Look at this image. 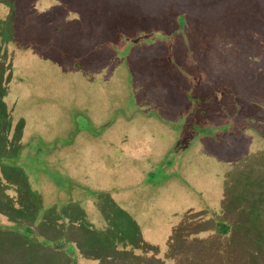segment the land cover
I'll return each instance as SVG.
<instances>
[{
	"label": "trees",
	"instance_id": "obj_1",
	"mask_svg": "<svg viewBox=\"0 0 264 264\" xmlns=\"http://www.w3.org/2000/svg\"><path fill=\"white\" fill-rule=\"evenodd\" d=\"M222 1L0 0V128L6 124L9 116L3 109L7 106L5 97L13 81V73L19 67L18 55L40 53L46 59L54 61L58 67L63 66L71 78L69 85H74L75 80L83 78L78 71L94 74L99 67L103 68L108 64L103 59L117 53L118 66L126 70L127 79V91L119 92L118 98H127V102L113 112L120 109L127 111L126 107H132L120 117L105 118L101 124H97L92 119L93 116L88 115L89 110L81 108L83 105L76 104L75 110L78 116L89 119L91 125L95 124L97 127L95 141L99 145H106L103 148L115 150L113 156L109 153L108 157L117 173L122 170L120 166L124 164L122 156L125 154V160L130 162L141 148L148 146L155 151V154L136 159L140 161L135 164L136 169L130 172L139 173L143 177L135 182L126 179L129 182L126 187L128 192L136 194L145 188L149 191V188L158 190L157 196L156 191L153 194L142 192L141 208L146 212H151L155 206L163 208L165 224L173 226L176 242L189 236L193 245L199 246L197 236L205 235L202 241L211 249L210 252L191 249L198 263L264 264V168L260 167V162L264 164V154L256 151L254 154L250 153L251 149L246 142L249 134L264 140V0H224L221 3ZM109 10L116 17L107 26L104 21H112ZM73 14L79 15L80 19L71 18ZM144 26H149V30ZM139 27L144 29L140 30ZM145 47L149 48L144 50ZM85 58L87 60L83 61ZM7 60H10L9 64ZM12 61L17 66H13ZM142 64L146 68L143 71L146 80L140 82L134 80V77L141 72ZM152 72L154 76L150 74ZM20 74L23 76V73ZM26 75L29 80V75ZM17 82L26 83L24 80ZM142 92L145 95L161 93V97L155 105L146 106L139 101L143 97ZM47 94L50 96H47V103L50 104L55 100L54 94L50 91ZM10 100L8 102L12 104V97ZM120 119L125 127L118 122ZM147 120L152 121L150 132L163 134L164 139L173 135L174 144L166 146L163 139L158 143L157 149L156 146L151 147V136L147 137L143 132ZM5 126L8 127V124ZM24 127L29 129L27 121L21 119L15 127L16 139L21 136ZM81 129L78 127V130H69L73 134V140L64 143H59V136H50L52 138L47 139V153H63L64 150L59 151L62 144L72 145L86 136L84 133L79 135ZM6 133L0 129V166L3 168L4 178L11 182L16 180L13 175H22L23 168L17 162L22 157L25 144L11 153L6 150L9 148L5 149L9 139ZM113 133L120 136L118 142H114ZM107 137L113 140V144H107ZM88 141L94 142L91 137ZM73 148L71 152L76 149L75 146ZM230 152L234 155L229 156ZM224 155L228 158L222 161ZM165 156L168 159L165 170L169 174L165 180L179 177L186 182L182 184L192 191L196 190L193 185L196 183L195 177H189V171L194 167L193 162L203 158L207 163L202 168L200 164L196 165L199 171L196 180L199 182L211 177L213 161L226 163L228 170L232 164L231 171L215 172L220 178L223 176L222 191L218 192L221 201L217 203V207H209V204L197 202L196 199L192 203L184 200L179 206L178 201L171 202L174 181L155 187L144 184L145 178L150 179L155 172L156 163H161V158ZM171 156L174 160L170 159ZM102 161L105 163L103 159ZM147 164L150 165L146 167ZM169 182L172 185L164 189ZM5 185L0 179V214L4 213L10 218L17 215L35 218L34 215L37 214L34 213V206L30 207L32 212H28V201L37 208L41 203L38 193L30 190L32 192L27 195L26 190H22L21 193L25 197L30 196V200L27 201L24 197L15 206L14 201L2 192ZM65 186V196L52 191L56 199L53 205H58L57 202L66 198L63 203L72 207L70 216H73L69 217V223L65 222L66 227L67 224L77 225L83 237L87 238L89 233L96 236L92 241L94 244L106 240L101 243L105 246L101 248L103 251H111L112 256L113 253L128 251L132 255L131 252H136L138 247L159 246V243L135 237L139 231L133 223L127 224L126 221L131 215L117 206L115 200L122 197L120 184L103 188V192H100L95 188L84 187L83 190L68 178L67 181L60 182V188ZM80 190L88 193L94 201L93 213L90 215L84 208L78 209L74 203L73 199ZM143 194L148 195L144 197ZM187 203L189 204L185 205ZM63 213L69 214L65 210ZM235 213L237 220L232 218ZM78 214L87 217L75 221ZM103 216L106 218L102 220ZM2 224L4 222L0 216V232L5 229ZM101 224L107 226L105 239L100 237L105 229L100 227ZM18 226L21 245L31 236L30 233L38 230V226L36 229L31 225ZM239 228L242 235L238 234ZM66 231L68 229L64 230ZM110 233L117 237L109 240ZM241 237L248 243L252 241L253 247L241 246ZM51 238L49 247L53 251H63L65 263L69 254L73 259L72 263L79 264L80 258L75 254L78 248L69 233ZM115 241H118L121 249L116 248ZM150 264L165 263L154 257Z\"/></svg>",
	"mask_w": 264,
	"mask_h": 264
},
{
	"label": "rangeland",
	"instance_id": "obj_2",
	"mask_svg": "<svg viewBox=\"0 0 264 264\" xmlns=\"http://www.w3.org/2000/svg\"><path fill=\"white\" fill-rule=\"evenodd\" d=\"M223 2L224 0L221 3ZM48 6L49 4H47V7ZM116 9L117 6L115 7V12ZM109 14L112 16V21H104L107 26L111 25L116 17L110 10ZM71 18L78 20L80 16L73 14ZM148 27L149 26H144V28L149 30ZM144 28L139 27L138 29L143 30ZM140 42H142V44L144 43L143 41ZM148 48L149 47H145L143 49L147 50ZM11 54L15 55L13 52H11ZM118 56L119 55L116 53L106 59L102 58L106 60L108 64L103 68L99 67L98 72L94 74L88 75L82 70L78 71L82 73L83 78L80 81L75 80L76 84L74 85H69L71 78L68 76L67 72L64 71L62 65V68L58 67L54 61L46 59L40 53L38 55L32 52L31 55L26 53L17 56V64L19 67H16L13 73V81L9 85L8 95L5 97L7 106L3 109L6 115H9L5 124H8V127L3 125L0 129L3 133L7 131L6 137L8 136L9 139L7 144H5V149L6 147L9 149L6 150L15 153L18 146L20 147L25 144L22 149V157L17 162V165L23 168L24 173L22 172V175L20 174L19 176L13 175V178L16 180L10 182L8 178L7 180L4 178V174L2 173L3 168L0 166V179H2L4 185L6 184L2 192L5 196H9L14 201L15 206H18V201H21L25 197V194L21 193L22 190H26L27 195H29V192H32L30 190H35L40 196L39 199H41L42 204H38L37 209L35 204L32 205L30 201H28L30 200V196L25 197L29 202L28 212L31 213L33 209L30 207L34 206V213L37 214L34 215L35 218L32 216L31 218H22V215L20 217L17 215L10 218L4 213L0 214L1 220L4 222L1 226L5 228L0 232V264H74L69 254L66 256L69 259L65 263V255L62 256L63 251H53V248L49 247L52 242L51 239H53L51 237L55 236V238H57V236H64L68 233L78 248L75 254L80 258L78 260L79 264H150L154 257L163 261L165 264H201V262L198 263V261L194 259V251H191V249H204L210 252L211 249L207 248L205 242L202 241L205 238L204 234H199L197 236V239L200 240L199 246H194L192 238L189 236L182 241L176 242L173 226L165 224L166 221L163 208L155 206L151 212L142 210V192L145 191V193L149 194L150 192L156 191L157 196L158 190L149 188V191L148 188H145L142 192L139 190L136 194H131L126 189L129 183L126 182V179L130 182H135L143 177L139 173L130 172L132 169H136L135 164L140 161L136 159L155 154V151L148 146L145 149L141 148L139 153L136 152L137 156L134 155L135 159L130 162L125 160L127 158L125 154L122 156V162L124 164L120 166L122 170L117 173L115 171V166H113L111 159L108 157L109 153L113 156L115 150L103 148L106 147V145H99L95 141V133H98L95 124L92 126L89 119L85 120V117L78 116L75 110V106L83 105L81 108L89 110L88 115L93 116L92 119L97 124H101L105 118L113 116L115 119L129 111L132 106L130 108L126 107L128 108L127 111L120 109L113 112L116 108L121 107V104L127 102V98H118L119 92L126 93L127 91V79L125 78L126 70L118 66ZM85 60H87V58L83 59V61ZM9 61L10 60H7V64H9ZM144 63L145 62H143V64ZM12 64L15 66V61H12ZM143 64L140 67L141 72L134 77V80L136 79L140 82L146 80L144 77L146 74H143L146 68ZM20 72L23 73V76ZM26 73L29 75V80H27ZM150 74L154 76L153 72ZM16 79L18 81L24 80L26 83L21 84L17 82ZM158 87L159 86H157V88ZM49 91L54 94L55 99L52 100L50 104L47 103V96L48 98L50 97L47 94ZM136 92L140 93V90L136 89ZM142 93L143 97L142 99L140 98L139 101L146 106L155 105L161 97V93L153 92L147 95H145L144 92ZM11 97L12 104L8 102ZM21 119L25 122L27 121L29 129L24 127L23 133L16 139L15 127ZM121 119L123 118L121 117ZM121 119L118 122L120 125H123ZM150 122L152 121H146L143 132L146 133L147 137L151 136L152 143L150 146H156L157 149L158 143H161L160 140L163 141L164 136L157 132H150L152 127ZM163 126L166 128L165 125ZM78 127L82 128L79 131V135L82 136L83 133L86 135L84 138L78 139L72 145L63 146L65 144H62V149L59 151L64 150L63 153L57 155H49V153H47V139L52 138L50 136H59V143L72 141L73 134L69 130H75V128L78 130ZM90 130L91 132H89ZM112 135V137L115 138L114 142H118L121 139L120 136L115 133ZM90 137L94 142L88 141ZM172 137L173 135H169L164 139L166 146L174 144L172 143V140H174ZM105 141L107 144H113V140L108 137L105 138ZM246 142L248 143V148L251 149L250 153L254 154V151H256L264 154V140H262V138L257 135L249 134ZM74 146L76 152H71L74 150ZM228 155L231 156L234 155V153L230 152ZM166 157L167 156L163 157V159L161 158V163H156L157 168L155 172L150 179L148 178L146 180L145 178L144 184L148 183V186L155 187L167 181H174V188L170 198L171 202L174 203L178 201L179 206L183 204L184 200L192 203L196 199L197 202L203 201L209 204V207H217V203L221 201L218 192L220 193V191H222L223 176L220 178L215 172L225 173L226 171H231V163V167L228 170L229 166H227L226 163L218 162L220 160H216V162L213 161L211 177H207V180L204 182H199L196 180V175L199 173L196 165L200 164L202 168L203 165H207V163L203 158L199 159L196 163L193 162L192 165L194 167L189 171L191 173L189 177H195L196 183L193 185L196 190L192 191L187 185L182 184L185 181L183 182L179 177H175L173 180H165L169 176L166 172L168 170H165V164H168V159L166 160ZM223 157L222 161L228 158L227 155ZM170 159L174 160L172 156ZM149 165L150 164H147L146 167ZM260 167L261 169L264 168L263 162H260ZM68 178H71L72 181L82 189L85 187L101 190L103 188H110L114 184H117V186L120 184V196L122 197L115 200H117V206L131 215L126 221L127 224L133 223L136 226V230L139 231V234H136L135 237L139 236L141 240L143 238L154 244L159 243V246H157V248H154L156 245H152L153 248L147 246L145 248L138 247L139 249L136 252H131L132 255H129L128 251L117 254L113 253L112 256L111 251H103L101 249L105 247L101 245V243H105L106 240L94 244L92 241L95 240L96 236L89 233V236L85 238L82 232L79 233V227L77 225L70 226L67 224L66 227L65 222L68 221L69 223L71 221L69 217H71L70 212L72 211V207L64 205L63 202H66V198L60 201L57 199L59 201L57 202L58 205H53L56 203V199L53 195L58 191L59 194L65 196L64 193L66 192L67 186L60 188V182L67 181ZM170 185H172V182L166 184L164 189H168ZM206 185H210V187ZM53 190H55V194H52ZM83 190H80L73 200L78 209L84 208V211L90 215L93 213L94 201L88 193L83 192ZM100 192H103V190ZM201 192H203V194H201ZM148 194L143 195L145 197ZM154 200H157V202L161 204L163 203L159 201L160 199L154 198ZM4 207H6V205H4ZM148 207L149 206H146V208ZM63 210L69 212V214L63 213ZM78 215L79 217L75 218V221L87 217L82 214ZM232 215V218L237 220L236 213ZM71 218H73V216ZM105 218L106 216H103L102 220ZM18 225H31L35 229L38 226V230H36L35 233H30L31 236L27 237L21 245ZM100 227L105 228L103 229L104 234L100 236L105 239L107 235V226L101 224ZM67 229L68 232H64V230ZM238 234L242 235L241 228L238 229ZM245 235L247 236L246 232ZM116 237L115 234L113 236L110 233V239H108L113 240ZM248 237L251 239L250 235H248ZM252 244V241L248 243L247 240L242 239L241 246L253 247ZM115 245L117 249H121L120 245H118V241H115ZM247 251L248 248H246V252Z\"/></svg>",
	"mask_w": 264,
	"mask_h": 264
}]
</instances>
